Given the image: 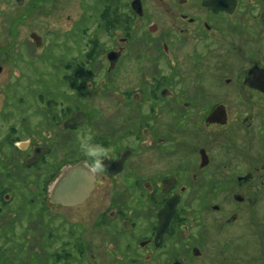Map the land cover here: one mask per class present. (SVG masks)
I'll return each instance as SVG.
<instances>
[{
	"label": "flooded vegetation",
	"instance_id": "1",
	"mask_svg": "<svg viewBox=\"0 0 264 264\" xmlns=\"http://www.w3.org/2000/svg\"><path fill=\"white\" fill-rule=\"evenodd\" d=\"M45 1L58 19L51 42L40 34ZM71 4L0 0V176L10 181L0 219L13 213V180L32 181L27 206L103 203L72 222L54 215V226L45 213L44 227L63 234L58 248L41 245L38 264H236L239 251H264V0H88L67 26ZM53 46L49 85L36 64ZM9 88L45 105L12 116ZM88 128L112 149L105 169L82 203H51L49 186L84 159L75 137Z\"/></svg>",
	"mask_w": 264,
	"mask_h": 264
},
{
	"label": "rangeland",
	"instance_id": "2",
	"mask_svg": "<svg viewBox=\"0 0 264 264\" xmlns=\"http://www.w3.org/2000/svg\"><path fill=\"white\" fill-rule=\"evenodd\" d=\"M72 4L71 6L64 7L68 8L69 10H64L63 11V19H65V24L68 26L69 21L66 20L68 17L69 18H74L75 15H80L82 12L86 10V8L83 6L88 2V0H71ZM42 8L45 10L44 16H41L40 18V24L41 27L43 28L40 34H44L45 36V41L46 42H51L55 41V35L57 34L56 30L58 27L57 23V18L55 17V11L54 8L51 7V4H49L47 1L45 3H42ZM84 24V22L82 23ZM81 24V25H82ZM57 49L55 46L51 47L49 51L44 53L45 56V61L37 62L36 65L40 66L47 73H50L47 76V84L51 85L54 82V73L51 68V65L54 64L55 58H56V53ZM51 68L50 70H47L46 68ZM14 89V88H13ZM12 88L8 89V98L10 100V105H11V114L12 116H18L21 117V115H25L27 113L29 119L35 115L36 110L32 109L37 106H44L45 104L40 103L39 101H36V91L35 90H22L21 88L19 89H14L13 93L11 92ZM25 96V102H19L17 101V96ZM91 105H96L97 109H101V101L94 100L91 102ZM3 108L0 109V111ZM36 118L38 122H42V117L39 115ZM9 126V123H1L0 124V136L7 131ZM13 126L19 127L20 125L18 123H13ZM17 127V128H18ZM48 131L44 132L41 131V134L44 136L46 135ZM35 139H37L35 137ZM38 140V139H37ZM1 155V154H0ZM11 169V168H9ZM9 172V171H7ZM14 184H16V187L14 189H11V191H8L9 195H13L14 199L16 198L15 202L11 203L10 205H7L5 207L6 210H9L13 212L12 214L8 211H4L5 216L4 218L1 217L0 219V224L3 225H11L12 227V232H7L5 230L4 233L0 232V264H38L39 261L42 259L43 254L40 249L41 245L43 244L45 247V250H53L55 248H58L61 244V239L57 240L56 239V234L58 236L59 233L63 232L61 231H56V233L52 230H50L47 227H44L45 221L44 220V215L45 213H48V215H45V217H48V223L52 226L54 224L56 225L59 221L63 220V218H58L56 216H65L67 220L66 222H72V215L71 212H74L75 210H80V211H85V213H88L89 210H95V207L97 205H101L103 203L99 202H90L88 205H84L81 208L78 209H57L53 207H46L43 206V203H39L36 206H27L24 205L23 203L20 202H26L28 200V197L26 196L29 194V190L32 191L33 193L37 189L33 184L30 182L27 183H21L20 181L13 180ZM10 182L6 177H5V172L3 175L0 176V184H3V186L7 185L6 183ZM9 185V184H8ZM2 188V187H0ZM5 191L0 192V198L2 194ZM10 197H8L7 200H9ZM13 199V200H14ZM20 200V201H19ZM96 203V205H95ZM42 207V214L40 216L36 215V211L38 210L39 207ZM4 209V207H3ZM76 212V211H75ZM17 213V215L15 214ZM14 216H18L19 218L12 220V223L9 221L11 218ZM56 215V216H54ZM75 218L78 220L82 219V215H79V213H75ZM88 216V214H87ZM40 217V219H39ZM84 219V217H83ZM88 219V217H87ZM90 219V218H89ZM44 220L41 222V225L39 224L40 221ZM86 220V219H85ZM41 226V227H40ZM43 226V227H42ZM62 226V225H61ZM69 225L65 226L68 227ZM83 225L82 227H84ZM64 227V226H62ZM81 227V225H79ZM81 230V229H79ZM76 230L75 232L79 231ZM12 233V234H10ZM63 234V233H61ZM67 236V235H66ZM70 233H69V236ZM56 239V240H55ZM65 240V238H64ZM63 240V241H64ZM71 240V239H70ZM54 241V242H53ZM53 242V243H52ZM73 242V240H71ZM262 244L260 245L256 244L252 250L247 251H239L238 257H241L242 259L240 261H237L236 264H264V251H261ZM31 251V252H30ZM35 251V252H33ZM33 252V253H32ZM30 253V254H29ZM32 253V254H31ZM63 258V257H61ZM60 258V259H61ZM53 262V258L48 257V263Z\"/></svg>",
	"mask_w": 264,
	"mask_h": 264
},
{
	"label": "water",
	"instance_id": "3",
	"mask_svg": "<svg viewBox=\"0 0 264 264\" xmlns=\"http://www.w3.org/2000/svg\"><path fill=\"white\" fill-rule=\"evenodd\" d=\"M93 182L94 178L81 164L65 167L48 188L50 202L67 207L78 205L93 189Z\"/></svg>",
	"mask_w": 264,
	"mask_h": 264
},
{
	"label": "clouds",
	"instance_id": "4",
	"mask_svg": "<svg viewBox=\"0 0 264 264\" xmlns=\"http://www.w3.org/2000/svg\"><path fill=\"white\" fill-rule=\"evenodd\" d=\"M95 133L88 128L76 134L75 140L78 144V151L84 157L81 165L91 177L103 173L105 169L104 160L109 157L111 148L94 142Z\"/></svg>",
	"mask_w": 264,
	"mask_h": 264
},
{
	"label": "trees",
	"instance_id": "5",
	"mask_svg": "<svg viewBox=\"0 0 264 264\" xmlns=\"http://www.w3.org/2000/svg\"><path fill=\"white\" fill-rule=\"evenodd\" d=\"M43 191H44V188H43Z\"/></svg>",
	"mask_w": 264,
	"mask_h": 264
}]
</instances>
